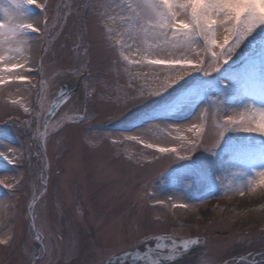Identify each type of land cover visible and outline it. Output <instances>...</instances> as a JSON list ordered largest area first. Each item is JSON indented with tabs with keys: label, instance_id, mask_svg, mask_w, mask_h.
I'll return each mask as SVG.
<instances>
[{
	"label": "snow or ice",
	"instance_id": "6c2138e0",
	"mask_svg": "<svg viewBox=\"0 0 264 264\" xmlns=\"http://www.w3.org/2000/svg\"><path fill=\"white\" fill-rule=\"evenodd\" d=\"M10 4L0 7V88H14L21 100L12 99L8 119L0 120L28 137V167L24 149L0 144V159L23 168L0 178L16 208L7 222L0 219V264H264V250L260 259H226L211 255L202 237L160 235L150 209L189 204L161 199L148 190L147 177L130 183L128 175L163 159L187 161L174 180L207 183L209 199L215 183L223 184L211 170L227 152L252 171L239 173L247 183L234 191L264 197L257 191L264 190V150L257 156L238 138L226 141L230 133L264 137V107L226 109L219 99L264 101V0ZM28 7L38 14L30 16ZM192 72L210 79L189 88ZM101 112L126 126L94 135L91 114ZM156 127L179 150L150 142ZM133 144L154 149L146 154L151 159L120 150ZM201 149L213 159L196 157ZM27 182L30 197L16 206L12 197L28 196Z\"/></svg>",
	"mask_w": 264,
	"mask_h": 264
},
{
	"label": "rangeland",
	"instance_id": "374dc122",
	"mask_svg": "<svg viewBox=\"0 0 264 264\" xmlns=\"http://www.w3.org/2000/svg\"><path fill=\"white\" fill-rule=\"evenodd\" d=\"M67 2L71 3L72 0H67ZM0 7L5 9L11 8L10 0H0ZM28 12L30 16L35 17L39 10L34 7H28ZM2 18H4V15L3 12H0V19ZM69 26L71 27V21ZM234 59L236 58L234 57ZM225 67L227 68L228 66ZM186 79L191 81L188 85L191 88L193 84L210 79V77H204L201 73L192 72ZM183 83L181 81V85ZM14 98L21 100V97L17 95L14 88L11 90L0 88V117H3V120L8 119L5 112L11 109L10 101ZM219 99L224 102L226 109H241L244 104H254L255 107L258 104V106L264 107V101H261L259 98L255 100L243 99V101H240L237 98L233 100L230 96H220ZM47 102L50 103L51 100ZM6 105L8 106L7 108L5 107ZM201 107L203 108L204 105L202 104ZM191 111V108L186 109V112L190 113ZM196 111H199V109ZM21 115L23 116L22 112ZM91 115L93 116L94 135H106L109 131L126 126L121 121H109L107 116L102 112L92 113ZM237 118H239L238 113ZM3 120H0V144L4 147L11 145L12 147L24 149L25 161L23 168H27L28 152L26 141H28V137L23 135V129H17L10 123H4ZM184 122L186 123L187 121ZM106 125H110L111 128L98 129ZM42 129H40L41 132ZM148 135L150 142L154 144L177 147L179 150V142H172L168 132L162 130L160 127L153 128ZM229 137L238 138V143L242 141L257 156L264 150V137H260L258 134L230 133L227 134L226 141ZM53 145L54 142L49 141L48 151L50 157L54 154ZM224 148L225 144L222 143L221 148L217 149V151L223 152ZM120 150L126 151L129 155L144 156L146 160L151 159V156L146 154L154 153V149H143L142 145L134 144L125 146ZM195 155L201 159H213L202 149ZM186 163L187 161L175 158L172 159L171 163L167 159H163L158 163L152 164L150 169L142 175L128 172V175L132 177L130 183L134 182L135 179L147 177L148 190L155 191L157 197L164 199L169 196H176L189 204L187 209H170L163 206L151 208L150 214L153 217L160 218V227L155 229V231L159 234L161 232L168 233L178 239L181 237H202L208 242L209 252L214 256L222 255L226 259H231L238 256L247 257L249 253H252L255 254L256 259H260L259 252L264 250V240L261 239V236L264 235V197L249 195L247 193L244 196H240L238 191H234L247 183L245 177L240 176L239 173L252 174L248 165L234 162L231 156L227 152H224L223 156L211 170L213 180L215 181L216 177L219 176L223 184L217 181L214 187L216 196L205 199L209 191L207 183L192 184L191 181L177 182L174 180V174ZM53 164L55 165L54 160ZM23 168L19 165L8 164L6 160L0 159V178L4 176H16ZM225 186H231V190L226 191ZM26 191L28 196L24 192H21L19 200L12 197L16 206H21L23 201L30 197L32 191L30 182L26 183ZM257 191L264 190L258 189ZM8 200V191L0 186V219H3L5 222L16 211L15 207L9 205ZM23 206L26 207V205ZM37 223L39 224V220ZM240 237H247L249 239L236 240V238ZM224 240L236 242L231 245L220 243ZM115 250L119 251V247Z\"/></svg>",
	"mask_w": 264,
	"mask_h": 264
},
{
	"label": "bare ground",
	"instance_id": "6f19581e",
	"mask_svg": "<svg viewBox=\"0 0 264 264\" xmlns=\"http://www.w3.org/2000/svg\"><path fill=\"white\" fill-rule=\"evenodd\" d=\"M237 99H240V101H243V99H241V98H237ZM255 104H257V103H255ZM259 106H260V105H259ZM259 106H258V104H257L256 108H260V107H262V106H260V107H259ZM178 198H179V197H178Z\"/></svg>",
	"mask_w": 264,
	"mask_h": 264
}]
</instances>
